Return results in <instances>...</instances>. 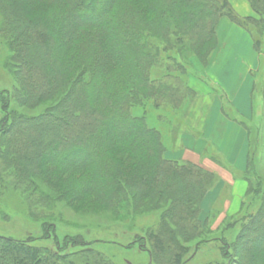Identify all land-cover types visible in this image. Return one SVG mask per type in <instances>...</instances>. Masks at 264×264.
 <instances>
[{"label": "trees", "instance_id": "trees-1", "mask_svg": "<svg viewBox=\"0 0 264 264\" xmlns=\"http://www.w3.org/2000/svg\"><path fill=\"white\" fill-rule=\"evenodd\" d=\"M248 1L249 16L229 0H0V33L18 84L15 104L43 105L28 115L12 107V94L0 90V188L9 187V179L35 193L32 177L43 176L57 181L61 193L93 199L105 209L161 211L157 226L145 234L154 264H185L189 250L210 238L218 239L222 262L208 264H264V179L256 164L264 126L261 67L253 73L252 90L254 100L257 93L262 99L258 124L251 127L230 115L249 135L240 176L247 181L254 176L257 183L248 189L250 203L221 232L201 219L200 204L215 172L166 158L163 134L146 118L150 103L177 107L195 96L172 76V67L187 72L185 47L209 63L221 17L249 33L262 66L264 0ZM253 203L256 209L246 211ZM43 229L39 238L0 234V264H115L82 236L60 240L53 220L44 221ZM230 231L236 232L232 239L226 236ZM146 240L135 242L144 246Z\"/></svg>", "mask_w": 264, "mask_h": 264}, {"label": "rangeland", "instance_id": "rangeland-1", "mask_svg": "<svg viewBox=\"0 0 264 264\" xmlns=\"http://www.w3.org/2000/svg\"><path fill=\"white\" fill-rule=\"evenodd\" d=\"M246 1L249 3L248 0ZM34 15L35 13L31 11H27L26 13L28 18H33ZM2 18L3 13L0 9V25L2 23ZM182 54L187 72L181 74V71L173 66L172 73H169H171L173 77L181 78L184 84L192 90L189 84L192 81L194 84L198 82L200 77L197 76L199 75L198 73L204 72L205 70L203 68H206L209 63L204 64L201 62L199 56L186 47L183 49ZM10 56L11 51L8 41L5 36L0 33V90L7 91L6 93L8 96H11L13 90L15 91L14 87L18 85L17 78L12 70ZM261 63L262 66L260 65L261 68L257 74L259 82L264 79V61L261 60ZM171 82H174L173 78ZM194 84L193 86L195 87ZM195 97L196 96L192 97L191 94H189V96L177 107H171L169 105L170 107L163 108L164 105L160 107L155 106L154 103H150L146 107V118L151 126L160 129L162 132L163 143L166 146V158L173 160L191 159L190 161L201 163L207 168L203 162H205V158L212 156V150L215 149L213 147L209 149L206 143L199 149L197 145H192L191 143L186 145L187 143L184 142L186 139L184 135L187 134V132L185 129L186 125L183 122V112L186 105L187 108L190 107ZM12 99L13 107L16 103V98H13V94ZM256 100L257 108L259 107L258 112L255 111V113L249 117H239V121L243 120L246 125H250L251 127L258 124V116L263 112L262 99L259 93H257ZM15 107L28 115H35L41 111L40 109L43 108V105L30 109L18 106L17 104H15ZM140 112L139 110H134L135 114ZM2 117L3 112L0 103V121ZM250 149L251 148H249V150ZM257 149L258 158L256 164L259 170L262 171L264 179V126L262 130V142ZM219 159H217V161L222 165V161L224 162L225 159ZM240 175L241 172H237L232 179L229 178L227 180L225 178L222 179V177L215 173L213 187L206 193L205 196L207 197L204 196L201 201V219L202 221L208 220V224L213 231L221 232V227L225 225V223L233 218H237L243 211V203L245 201L248 204L250 203L248 189L249 187L251 189L256 187V177L252 176L250 180L247 181L242 179ZM32 178V182L36 187L35 193L32 192V189L26 190L31 193L24 192L23 190L25 189H22V187H15L14 184H11L9 179L5 182V185L9 187L0 188L1 235L16 239L43 237L44 221L53 220L55 222V234L60 240L65 235L82 236L85 241L94 242L93 247L101 251L104 255L111 257L115 264H154L149 250L150 241H148V239L146 240L145 234L148 229H154L157 226L161 217V211L132 213L125 209H105L93 199L88 201L76 200L69 196L68 191L67 193L65 191L61 193L57 187V181L55 180L43 176H33ZM236 179L244 180L247 183V188L245 192H243L241 200L236 204L233 202L231 208L230 203L233 195L232 184ZM255 206V203H253L246 211H254L256 209ZM235 233L236 232L230 231L226 233V236L232 239ZM214 234L215 232L208 235L212 236ZM141 237L146 240V242L143 243L144 246H141L139 242H135ZM40 242L52 245L51 241L45 242L41 240ZM130 244L132 246L128 248L127 246ZM219 246L220 243L217 238L205 240L197 249L191 248L189 250V253L185 257V264L222 262Z\"/></svg>", "mask_w": 264, "mask_h": 264}, {"label": "crops", "instance_id": "crops-1", "mask_svg": "<svg viewBox=\"0 0 264 264\" xmlns=\"http://www.w3.org/2000/svg\"><path fill=\"white\" fill-rule=\"evenodd\" d=\"M229 2L240 15H253L246 0ZM216 35L217 46L210 56L208 66L203 68L204 72L196 71L199 74L197 76H200L198 82L194 84L192 81L189 84L196 92V97L190 107L186 105L184 108L183 122L187 132L184 142L186 145H197L199 149L205 143L209 149L213 147L215 150H212V156L205 158L203 163L222 179L228 180L237 172L244 171L247 165L248 133L233 117H249L253 109L258 112L257 100L254 101L252 97L253 73L261 64L249 33L228 17L220 18ZM219 158H224L226 162L222 161L221 165L217 161ZM232 187L231 208L233 202L236 204L241 200L247 183L236 179Z\"/></svg>", "mask_w": 264, "mask_h": 264}]
</instances>
